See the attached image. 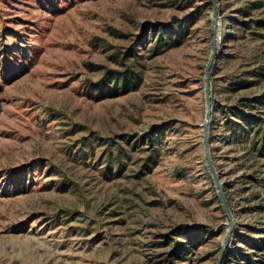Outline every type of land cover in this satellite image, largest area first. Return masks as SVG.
<instances>
[{"label":"rangeland","instance_id":"374dc122","mask_svg":"<svg viewBox=\"0 0 264 264\" xmlns=\"http://www.w3.org/2000/svg\"><path fill=\"white\" fill-rule=\"evenodd\" d=\"M211 156L264 264V0H216ZM209 0H0V264H218Z\"/></svg>","mask_w":264,"mask_h":264},{"label":"water","instance_id":"95a60500","mask_svg":"<svg viewBox=\"0 0 264 264\" xmlns=\"http://www.w3.org/2000/svg\"><path fill=\"white\" fill-rule=\"evenodd\" d=\"M212 7H213V12H212V41H211V54L210 58L206 67V77H205V94H206V102H207V113H206V118L204 121V146H205V154H206V161L207 165L213 175L215 184L218 188L219 192V197L222 203V206L224 208L225 214L228 218L229 221V229L225 235L223 246L218 258V264H223L224 256L227 251V248L230 245L232 235L234 233L235 229V222L234 218L231 212V209L229 207L228 200L226 198L225 190H224V185L222 184L219 175L217 173V170L214 166L212 156H211V148H210V139H209V127L211 123V118H212V105H211V68L214 64L215 56H216V51L218 48V37H219V30H218V18H219V8H218V3L216 0H209Z\"/></svg>","mask_w":264,"mask_h":264}]
</instances>
